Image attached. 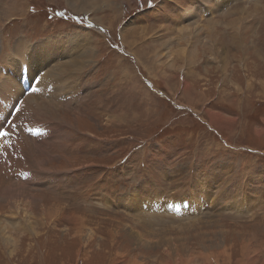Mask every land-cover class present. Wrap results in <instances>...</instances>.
Listing matches in <instances>:
<instances>
[{"label":"rangeland","instance_id":"rangeland-1","mask_svg":"<svg viewBox=\"0 0 264 264\" xmlns=\"http://www.w3.org/2000/svg\"><path fill=\"white\" fill-rule=\"evenodd\" d=\"M124 1L0 0L16 102L52 94L41 135L0 106V264H264V0Z\"/></svg>","mask_w":264,"mask_h":264},{"label":"bare ground","instance_id":"bare-ground-1","mask_svg":"<svg viewBox=\"0 0 264 264\" xmlns=\"http://www.w3.org/2000/svg\"><path fill=\"white\" fill-rule=\"evenodd\" d=\"M67 1V3H68V6L70 7V9H72V10H74V11H76V10H78V11H81V10H83V9H87V8H89V9H91V8H101L102 7V5H98V4H96V2H95V0H81V4L80 5H78L77 4V1L76 0H66ZM94 1V2H93ZM124 1V0H123ZM105 2V1H104ZM125 2V1H124ZM123 4V3H122ZM18 5V3L16 4V2L15 1H13V4H12V6H11V8H13V9H15V6H17ZM105 5V8L106 9H108L109 7L111 8L112 7V5L111 4H104ZM254 7L255 8H258V7H260L261 5L259 4V3H257V2H254ZM108 7V8H107ZM15 10H17V9H15ZM107 11V10H106ZM12 12V11H11ZM96 12V11H95ZM112 12V11H111ZM115 12H116V10H115ZM13 13V12H12ZM0 14H4L3 13V11H0ZM14 14V13H13ZM4 16V15H3ZM249 16V15H248ZM5 17V16H4ZM249 17H251V16H249ZM254 17V16H253ZM6 19L4 18V20L2 19V21L4 22ZM1 21V20H0ZM7 21V20H6ZM242 21V20H241ZM185 27V26H184ZM212 27V26H211ZM234 27H236L235 25H234ZM207 28V27H206ZM235 29V28H234ZM181 30L182 31H180L179 33H178V36H177V38H178V42H181V41H184V43H188L189 41V38H190V36L188 35V34H190L191 35V33H190V31H187L186 33H181V32H184V31H186L187 29H186V27L185 28H181ZM208 30V29H207ZM237 30H238V28H237ZM236 30V31H237ZM209 31V30H208ZM236 33V32H235ZM182 34V35H181ZM127 35H131V37H133V38H137V36H138V34L136 33V32H128L127 30H124V33H123V39H124V41H126L127 40V42L129 41L128 40V38H127ZM187 36V37H186ZM139 37V36H138ZM195 37V36H194ZM20 39V38H19ZM49 40V39H48ZM50 40H52V39H50ZM20 41L22 42V40L20 39ZM17 42V41H16ZM237 42V39H236V36H235V34H234V36H232V38L230 39V43H236ZM192 43V42H191ZM67 44H69V41L67 40L66 41V43L64 44V45H62L60 42H57V46L58 47H55V48H51L50 47V45H48V44H46V43H44V46H43V52L42 53H39L38 52V46L37 47H35V48H33V47H27L28 45L27 44H20V42H18V44L16 43V46H14V48L12 49V51H11V53L12 52H15V55H20L21 56V59H23V57H22V55H21V52H22V48L23 49H25V50H28V49H32L30 52H29V54H28V56L23 60V62H25V63H30L31 64V68L34 70V67H36V65H41L40 63H38V58H43V57H47L48 55H50V54H52V50L53 49H57V48H63V47H65ZM129 44H131V42L129 41ZM231 44V45H232ZM47 45H48V47H47ZM185 45V44H184ZM236 45L238 46V43H236ZM240 45V44H239ZM32 46V45H31ZM48 49V51H46ZM84 49L87 51V52H90V51H88V48H86V47H84ZM25 50H24V52H25ZM47 52H48V54H47ZM180 52H182L183 54H184V51H180ZM181 53V54H182ZM180 54V55H181ZM92 55V54H91ZM5 57V56H4ZM10 57H6V58H3V61L1 62V66L0 67H6L8 70V74L9 75H7V74H5V75H2V74H0V106H9V105H11V106H14V104L16 103V101H17V99L18 98H20V97H22L23 95H24V93H23V91H22V88L24 87V86H20V84H21V81L22 82H25V80H27V82H26V84H28L29 82H30V80H29V78L27 77V75H22V76H20L21 75V73L16 69V67L13 65V62H10ZM37 60V61H36ZM81 60H83V59H81ZM77 61H80V60H77ZM85 63H87V61H85V62H83L82 64H81V67H80V69L82 68V66L85 64ZM188 63V62H187ZM70 68H74V64H71L69 67H67L66 69H64L65 70V74L68 72V71H70ZM18 71V73H19V75L15 72V71ZM26 70V69H25ZM28 70H29V68H28ZM52 72L53 71H51V74L50 75H47V74H44L43 76L44 77H47V76H49V83L50 82H52V81H54L53 80V74H52ZM62 72V73H63ZM20 82V83H19ZM49 83L48 84H46L45 85V88H50V86H49ZM41 87H42V85H38L36 88H39V89H41ZM185 87V86H184ZM34 89V86H32V84L31 85H29V92H27V93H29V94H31L30 95V97H26V98H22V99H20L21 101H20V108H19V112L15 115V117H16V119L15 120H21V121H23V122H25V125H28V126H32L33 127V125L34 124H37L36 126L38 127V129H36V130H34V131H36L37 133H38V135H41V133H40V129H39V124H44V123H42V122H40L39 123V118L37 119V117L39 116V114L37 115V112L36 111H34L33 109H39V108H37L36 106L37 105H39V104H43V96H44V99H45V96L47 95V94H49V95H52V94H50V92L48 93V92H42V91H38V89L37 90H33ZM51 89V88H50ZM52 91H53V93L55 92V90H53L52 89ZM34 95H36L37 97H36V99L38 98V97H41V98H38L37 99V102H36V100H35V103H32V105H30L31 103L29 102L30 100H31V98H33V96ZM25 96H27V94L25 95ZM34 100V99H33ZM32 100V101H33ZM40 100V103H38V101ZM24 103H25V106H24V108H26V109H28V111H32L33 112V114L32 115H28V114H25L24 116H21V113H20V111H21V105L23 104L24 105ZM27 103H30V104H27ZM46 104V103H45ZM52 104V103H51ZM45 106V105H44ZM53 106V105H52ZM23 107V106H22ZM46 107V106H45ZM1 108H4V107H1ZM45 109V111H46V113H45V111H44V114H47V112H49V110H50V107H48L47 106V109L46 108H44ZM51 109H52V107H51ZM43 110V109H42ZM41 110V111H42ZM40 111V110H39ZM9 113H10V110H8L6 113H0V125H1V123H2V121H3V119L5 118V117H8L9 116ZM40 117V116H39ZM43 118V120H44V117H42ZM17 120V121H18ZM45 122V121H44ZM43 127V126H42ZM50 128V127H49ZM31 129V128H30ZM29 130V129H28ZM33 130V129H32ZM44 130V129H43ZM43 130H41V131H43ZM23 131H25V130H23ZM48 131V130H47ZM29 132V131H28ZM46 132V131H45ZM3 160V157L1 156V154H0V161H2ZM1 178H0V187H1ZM9 186H11V185H9ZM13 186V185H12ZM8 187V186H7ZM10 191V190H9ZM132 194V193H131ZM13 198V197H12ZM23 200V199H22ZM17 202V201H16ZM19 202V201H18ZM19 204V203H18ZM22 204V203H21ZM28 204V203H27ZM13 205V204H12ZM20 206V205H19ZM17 208H18V206H17ZM16 210V209H15ZM18 212V211H17ZM251 244V243H250ZM261 244V243H260ZM246 246H248V244H246ZM259 246V245H258ZM242 253H246L247 254V251H246V249L244 248V247H242Z\"/></svg>","mask_w":264,"mask_h":264},{"label":"snow or ice","instance_id":"snow-or-ice-1","mask_svg":"<svg viewBox=\"0 0 264 264\" xmlns=\"http://www.w3.org/2000/svg\"><path fill=\"white\" fill-rule=\"evenodd\" d=\"M149 4H152V0H148ZM57 15L64 16L63 12L57 13ZM17 112H19V109H17ZM17 125L14 122H9V127L5 128L4 126H0V140H2L4 143L0 145V148H7L10 146L9 140L12 136L13 132L10 129H15ZM29 131H32L29 129Z\"/></svg>","mask_w":264,"mask_h":264},{"label":"crops","instance_id":"crops-1","mask_svg":"<svg viewBox=\"0 0 264 264\" xmlns=\"http://www.w3.org/2000/svg\"><path fill=\"white\" fill-rule=\"evenodd\" d=\"M79 89L81 88V85H78Z\"/></svg>","mask_w":264,"mask_h":264}]
</instances>
